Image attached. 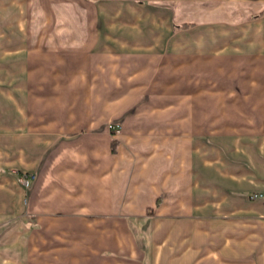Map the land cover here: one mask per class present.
<instances>
[{
    "label": "crops",
    "instance_id": "0c3cea01",
    "mask_svg": "<svg viewBox=\"0 0 264 264\" xmlns=\"http://www.w3.org/2000/svg\"><path fill=\"white\" fill-rule=\"evenodd\" d=\"M22 1L25 37L0 54L21 61L0 88L22 92L0 148L24 141L0 158V264L8 247L25 264L38 248L42 264H264V134L199 83L240 42L239 0Z\"/></svg>",
    "mask_w": 264,
    "mask_h": 264
},
{
    "label": "rangeland",
    "instance_id": "374dc122",
    "mask_svg": "<svg viewBox=\"0 0 264 264\" xmlns=\"http://www.w3.org/2000/svg\"><path fill=\"white\" fill-rule=\"evenodd\" d=\"M133 1H146V0H133ZM158 4L168 3V0H153ZM238 1V0H237ZM152 2V0H151ZM236 3V1H235ZM176 4H180L177 0ZM240 6L236 4L239 10V19L234 21L235 33H239V44L235 47H229L224 50L223 53H219L217 56H210V64L207 68V73L203 76L202 84L203 92L202 98L204 101L208 102V106H220L222 111H228L231 114L239 116L240 127L250 131V129L255 130L258 134H264V0H239ZM30 4H26L22 0H0V54L2 51H6L10 44L21 42L25 37L26 26H25V14L28 12ZM37 6V5H36ZM39 6V5H38ZM180 6V5H179ZM178 6V7H179ZM177 7V8H178ZM46 9H41L37 7L33 11V15H42L41 12L45 13ZM181 11V9H178ZM150 19L152 13L147 14ZM29 21V19L27 20ZM32 28L40 30L48 35V33H56V24H45L40 20H33ZM196 23H182L178 26V30L187 29L195 26ZM252 25V27H251ZM31 29V27H29ZM226 29L228 27H225ZM239 30L241 32H239ZM251 31V32H250ZM57 37V36H54ZM219 41V40H218ZM9 52L0 55V64L5 63L0 73L5 74L6 78L12 80L15 78L16 73H11L10 75V65L13 63H21L20 58H11L8 55ZM214 57V58H213ZM213 59V60H212ZM9 88V87H8ZM13 89L0 88V126L4 128H9L12 126L10 120H13L12 116H9V99L12 97L14 100L15 92L22 93L20 91V86H12ZM35 90V89H34ZM134 99H136L134 97ZM12 108V113H17L19 107L18 105ZM217 106V107H218ZM221 109V108H218ZM11 110V109H10ZM255 120L249 121V118ZM113 122V121H112ZM255 123V124H254ZM115 123L113 122L112 125ZM254 124V125H253ZM112 130V128H111ZM255 133V132H254ZM2 137L1 140H3ZM14 147L17 150H22L24 146L23 139H17L11 145L9 143L4 144L0 148V158L7 157L8 151L4 146ZM116 150V140H112V152ZM52 152V151H51ZM49 154V155H48ZM55 151L50 154L46 152L42 158L46 159L45 168L48 163L55 159ZM48 155V156H47ZM24 162V156H22ZM42 160V161H43ZM49 161V162H47ZM11 169L6 166L1 167V170ZM19 176H26V174L18 173V171L13 170ZM50 169H45L46 175H55V171L51 172ZM30 175H34V180H36L39 175V171ZM31 182V185L33 183ZM263 193H257L255 199H261ZM41 199H39L40 202ZM146 214H151L148 210ZM43 237L41 235H35L31 240L41 241ZM119 238V237H118ZM21 250V251H20ZM5 251L11 257L18 256L19 259L16 260L17 264H25L23 261L25 256V248H20L16 250V253H12L10 248H5ZM42 250L38 248V252L34 255L31 254L33 264L41 263ZM34 260L36 263H34ZM31 264V263H27Z\"/></svg>",
    "mask_w": 264,
    "mask_h": 264
},
{
    "label": "built area",
    "instance_id": "2783aa9c",
    "mask_svg": "<svg viewBox=\"0 0 264 264\" xmlns=\"http://www.w3.org/2000/svg\"><path fill=\"white\" fill-rule=\"evenodd\" d=\"M110 128H112V130L114 131H118L119 130V126L114 124V125H110ZM34 175H26L22 178V181L25 185L29 186L30 183L34 180ZM252 198H256L257 197V193H254L252 196Z\"/></svg>",
    "mask_w": 264,
    "mask_h": 264
},
{
    "label": "bare ground",
    "instance_id": "6f19581e",
    "mask_svg": "<svg viewBox=\"0 0 264 264\" xmlns=\"http://www.w3.org/2000/svg\"><path fill=\"white\" fill-rule=\"evenodd\" d=\"M37 15V14H36ZM40 16V15H39ZM58 22V21H57ZM251 27H252V25H251ZM251 32V31H250Z\"/></svg>",
    "mask_w": 264,
    "mask_h": 264
}]
</instances>
